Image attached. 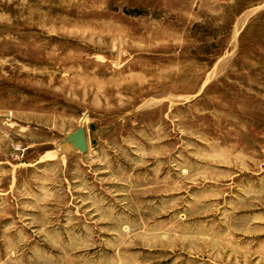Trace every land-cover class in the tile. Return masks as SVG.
<instances>
[{
  "label": "rangeland",
  "instance_id": "1",
  "mask_svg": "<svg viewBox=\"0 0 264 264\" xmlns=\"http://www.w3.org/2000/svg\"><path fill=\"white\" fill-rule=\"evenodd\" d=\"M0 264H264V0H0Z\"/></svg>",
  "mask_w": 264,
  "mask_h": 264
},
{
  "label": "built area",
  "instance_id": "2",
  "mask_svg": "<svg viewBox=\"0 0 264 264\" xmlns=\"http://www.w3.org/2000/svg\"><path fill=\"white\" fill-rule=\"evenodd\" d=\"M21 150H22L21 147H18V148H17V151H21Z\"/></svg>",
  "mask_w": 264,
  "mask_h": 264
}]
</instances>
